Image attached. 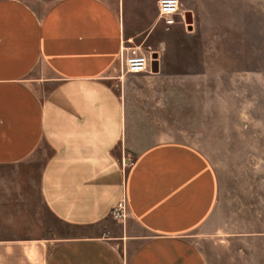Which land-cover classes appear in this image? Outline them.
<instances>
[{
  "label": "crops",
  "instance_id": "obj_1",
  "mask_svg": "<svg viewBox=\"0 0 264 264\" xmlns=\"http://www.w3.org/2000/svg\"><path fill=\"white\" fill-rule=\"evenodd\" d=\"M158 2L0 0V168L40 158L44 205L84 231L45 264H264V239L219 230L220 179L206 154L177 141L141 148L129 134L110 83L128 48L150 47L158 24L143 13ZM11 239L48 237L0 227V264H40L36 246Z\"/></svg>",
  "mask_w": 264,
  "mask_h": 264
},
{
  "label": "rangeland",
  "instance_id": "obj_2",
  "mask_svg": "<svg viewBox=\"0 0 264 264\" xmlns=\"http://www.w3.org/2000/svg\"><path fill=\"white\" fill-rule=\"evenodd\" d=\"M181 10L193 13V32L183 25L168 30L159 10L143 13L158 24L154 41L142 50L158 54L160 73L132 75L121 61L110 85L125 102L129 134L141 148L177 141L206 154L220 179L219 230L264 239V0H187ZM147 21L134 26L139 30ZM134 157L130 153L127 163ZM42 165L39 158L0 168V206L17 208L0 212L17 216L1 219L0 227L18 236H47L11 239L36 246L45 264L60 244L84 231L59 221L44 205ZM115 213L112 219L123 220ZM193 240L201 245L205 239Z\"/></svg>",
  "mask_w": 264,
  "mask_h": 264
},
{
  "label": "built area",
  "instance_id": "obj_3",
  "mask_svg": "<svg viewBox=\"0 0 264 264\" xmlns=\"http://www.w3.org/2000/svg\"><path fill=\"white\" fill-rule=\"evenodd\" d=\"M182 4L180 0H159L158 9L160 20L169 30L176 25H186L185 13L181 10ZM126 72L132 75L150 74L153 62V53L147 55L141 47L128 48L127 54L123 58ZM115 216L124 218L126 212L125 201L120 202L116 210Z\"/></svg>",
  "mask_w": 264,
  "mask_h": 264
},
{
  "label": "water",
  "instance_id": "obj_4",
  "mask_svg": "<svg viewBox=\"0 0 264 264\" xmlns=\"http://www.w3.org/2000/svg\"><path fill=\"white\" fill-rule=\"evenodd\" d=\"M185 21L187 25V30L189 32H192L194 30L193 24H194V18L192 12H186L185 13ZM160 72V64H159V58L158 54L153 55V62H152V74H158Z\"/></svg>",
  "mask_w": 264,
  "mask_h": 264
}]
</instances>
